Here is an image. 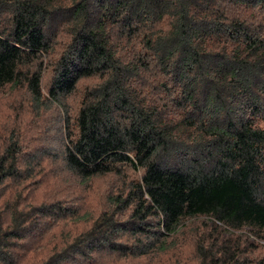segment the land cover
I'll return each instance as SVG.
<instances>
[{
    "label": "trees",
    "instance_id": "trees-1",
    "mask_svg": "<svg viewBox=\"0 0 264 264\" xmlns=\"http://www.w3.org/2000/svg\"><path fill=\"white\" fill-rule=\"evenodd\" d=\"M86 80L60 154L34 165L16 122L0 135V264H182L169 239L199 218L216 234L186 264H243L218 233L264 239V0H0V93L27 87L22 114ZM49 157L75 190L139 177L85 214L30 190Z\"/></svg>",
    "mask_w": 264,
    "mask_h": 264
},
{
    "label": "rangeland",
    "instance_id": "rangeland-1",
    "mask_svg": "<svg viewBox=\"0 0 264 264\" xmlns=\"http://www.w3.org/2000/svg\"><path fill=\"white\" fill-rule=\"evenodd\" d=\"M61 41L59 43H62ZM60 47V44H58V51L61 49ZM56 57L54 56L52 60L44 62L46 72H44L42 86L45 91L49 89L51 84L53 64ZM95 84L91 80L82 81L72 96L61 98L60 105H55L51 109L45 110V112H43L44 109L41 110V116L37 112L30 113L28 111L26 114H22L23 107H32L31 95L27 87H22L21 89L8 87L0 93V135H3L8 128L12 127L13 122H16L14 126H20V132L28 143V149L30 150L28 154L35 158L34 165L40 161L39 159H46L43 156L44 153L45 155L60 154L63 137L69 131H74L73 121L81 107L84 89L88 85L93 86ZM67 114L71 122L68 129H65L67 126V123L65 124ZM261 126L264 127V123ZM47 160L48 162L45 163V167L41 171L37 169L40 174L29 181L31 183V186H29L31 187L30 190L33 189L34 192H37L35 194L43 201H49L50 196L56 192L67 194L68 190L74 191L75 196L77 195L80 201L77 205H79L81 211L85 214L91 213V208H95L92 215L97 214L99 209H101L99 207L106 205V199L110 193H113L114 190L117 192L116 189L118 187L124 188L126 186L125 183L139 177V174H134L133 172L128 173L129 178L127 176L119 178L115 177V175H108L95 178L86 186L87 188L77 186V190H75L74 186L76 185L73 184L72 180L74 178L64 171L60 158L57 157V163L54 160L53 164L50 162L52 160L51 157L47 158ZM89 187L91 188L89 189ZM103 201L105 202L98 206ZM209 225V219L207 218L187 220L179 229L178 235L169 239L171 248L175 247L174 244H178L179 247L175 251L176 254H173L176 255V263L179 260H181L182 264L195 261V242L200 241H197V239L210 238L212 233L216 234L213 227ZM155 229L156 227H153V230ZM218 234L220 237L232 240V244L239 245L240 261L243 264H256L258 261L264 259V239H261L260 237L262 236L259 237L256 232L246 228L243 231L221 232Z\"/></svg>",
    "mask_w": 264,
    "mask_h": 264
}]
</instances>
